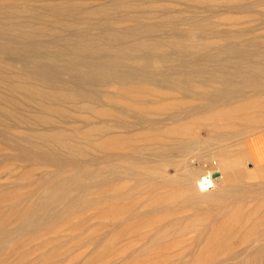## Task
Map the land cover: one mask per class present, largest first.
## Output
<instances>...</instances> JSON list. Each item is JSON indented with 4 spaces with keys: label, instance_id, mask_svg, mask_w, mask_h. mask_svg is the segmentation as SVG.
Returning a JSON list of instances; mask_svg holds the SVG:
<instances>
[{
    "label": "bare ground",
    "instance_id": "6f19581e",
    "mask_svg": "<svg viewBox=\"0 0 264 264\" xmlns=\"http://www.w3.org/2000/svg\"><path fill=\"white\" fill-rule=\"evenodd\" d=\"M13 1L0 0V13L37 17L43 27L2 26L0 20V109L7 115L0 114V125L65 153H37L36 143L27 156L69 166L84 164V154L97 151L88 169L99 167L85 177L95 182L87 181L85 189L108 182L104 173L110 168L130 179L113 198L128 194L147 207L153 230L143 251L192 234L181 264L233 260L225 253L245 241L240 234L264 232V187L248 182L246 153L222 156L216 170L196 169L188 157L198 140L196 127L211 130L213 152L222 155L230 145L226 140L264 126V44L256 41L258 27H264V0H16L24 6ZM46 13L53 21L43 17ZM81 25L97 31L95 36L72 30ZM59 29L67 35L41 38L44 31ZM6 33L15 37L3 38ZM151 58L177 61L179 68L150 64ZM126 60L137 66H125ZM64 72L79 80L63 78ZM169 166L181 172L170 175ZM209 172L215 187L202 192L198 181ZM44 186L41 208L56 203L59 194L71 199L65 181L52 178L39 189ZM186 207L194 213L171 215ZM12 231H0V240ZM254 253L239 264H264V245Z\"/></svg>",
    "mask_w": 264,
    "mask_h": 264
},
{
    "label": "rangeland",
    "instance_id": "374dc122",
    "mask_svg": "<svg viewBox=\"0 0 264 264\" xmlns=\"http://www.w3.org/2000/svg\"><path fill=\"white\" fill-rule=\"evenodd\" d=\"M13 2L17 1L14 0ZM17 4L24 6L19 1ZM48 15L46 13L43 17ZM0 18L2 26L6 24L28 25L38 23L40 27H43L42 23H39L42 21L37 17L27 19L24 16H4L3 13H0ZM46 19L53 21L52 17H47ZM248 26L255 28L256 23H248ZM258 28H260L257 31L260 39L256 40L257 44L258 42L259 44H264V27L261 28L259 26ZM72 30L80 36L86 35L87 31L91 36H95L97 32L95 30L89 32L88 28L82 25L78 28L74 27ZM69 33L72 32L70 31ZM66 35V31L59 29L57 34H50L44 31V35L41 38L43 40H52L58 36L63 37ZM252 36L255 37L256 35ZM2 37H10L12 39L15 35L6 33ZM150 60L152 61L150 64L179 68L177 61L163 62L159 61L158 58H155V60L151 58ZM124 64L125 66L136 65L132 60H126ZM206 64L204 62L203 66ZM16 66L20 67L19 64ZM53 68L57 69L58 67L55 66ZM62 75L63 78L68 80H79L74 72H64ZM2 90L4 91L3 88ZM0 114L3 117L7 116L2 109H0ZM259 130H256L257 133L254 131L255 134L252 132V135L250 133H246L244 136L241 135L242 140L241 136H238L240 138L232 137L230 140H226V143L231 146L237 142L230 149H228L230 145L228 146L223 141L222 145H227L226 149L228 151L227 154L223 152L222 155H219L213 152L215 145L211 142V136L213 135L211 130L205 125L196 127L193 133L198 140L192 143L193 153L188 157L189 159L192 157V165L196 169L216 170L215 168L218 166L216 163H219V159L222 156L235 159L237 153H239L237 157L241 153H246L248 155L246 157L249 160L246 161L247 163L244 162L243 165L246 163L244 167L250 171L248 182L254 185L251 187L263 188V184L260 185V183L261 180H264V172L262 175H258L256 169L259 167L263 171L261 167H264V155H262L261 159L254 157L257 152L264 153V126L259 128ZM38 142L39 140L36 137L20 134L11 127H7L4 124L0 125V231L13 229L11 236H5L4 240H0V264H181L179 258L188 253V239L192 237V234L187 235L184 241L182 238H175L166 245L154 246L147 251H143L144 248L149 246L146 243V236L153 230V227L148 224L151 218L147 216V207L142 205L140 200H136L128 194H123L118 200L113 198L119 187L132 184L130 179L113 173V168H110L107 173H104L107 174L108 182L102 185L98 181V183H94L91 189H85V184L88 181L85 178L86 173L97 170L99 167L96 165L92 169H88L90 167L89 159L98 158L99 154L97 151H87L86 155L84 154V164L63 166L54 161L44 162L42 158L27 156L33 146L31 144L37 143L39 145ZM239 146L241 147L238 149ZM33 150L37 151V153L59 151L52 143L39 145ZM59 153L62 156L65 154L60 151ZM145 153L149 152L145 151ZM142 155L144 154L138 153V156L143 157ZM209 157L210 159L211 157L214 158L209 160ZM77 162L80 161L77 160ZM103 162H106V160ZM167 168L166 173L170 175H176L175 173L181 172L179 168L176 170L173 166ZM52 178L65 181L68 185V187H65V193L69 194L71 199L69 197L66 199L65 195L59 194L56 203L46 204L43 206L44 208H41L39 196L47 186L42 189L39 188ZM256 181H260L259 184ZM93 182L89 183L93 184ZM240 183L237 185L241 186L242 184ZM52 185L53 183H51ZM29 208H32L31 216L29 215L31 213ZM130 213L132 216H126ZM163 213L161 211L159 214L163 215ZM193 213L194 210L191 207H186L178 212H173L171 215L185 218ZM132 224H137L138 228L132 230ZM258 231L238 236L241 239L244 238L245 241L243 243H234V248L232 247V250L225 253L233 260L224 262L221 258H215L210 263L239 264L242 257L246 255L254 256V249L257 246L264 245L260 244L264 241L259 242L261 237L264 240V232ZM262 256H264V253ZM262 262L264 263V257Z\"/></svg>",
    "mask_w": 264,
    "mask_h": 264
},
{
    "label": "built area",
    "instance_id": "2783aa9c",
    "mask_svg": "<svg viewBox=\"0 0 264 264\" xmlns=\"http://www.w3.org/2000/svg\"><path fill=\"white\" fill-rule=\"evenodd\" d=\"M206 178H207V174L204 175V176H202V177L200 178V180L198 181V188H199V190L201 191V189H200V185H203L204 188L206 189L205 191H202V192H207V191H210V190L214 189L215 184H216V183H215V182H216V178L212 175L213 187L208 188V187H207Z\"/></svg>",
    "mask_w": 264,
    "mask_h": 264
},
{
    "label": "clouds",
    "instance_id": "9594fccd",
    "mask_svg": "<svg viewBox=\"0 0 264 264\" xmlns=\"http://www.w3.org/2000/svg\"><path fill=\"white\" fill-rule=\"evenodd\" d=\"M212 175H213V174H212L211 172H209V173L207 174L206 182H207V187H208V188L213 187ZM200 189H201V191H205V190H206V189L204 188L203 185H200Z\"/></svg>",
    "mask_w": 264,
    "mask_h": 264
}]
</instances>
